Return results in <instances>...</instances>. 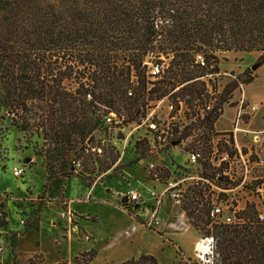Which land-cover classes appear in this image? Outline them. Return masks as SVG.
<instances>
[{
	"label": "trees",
	"instance_id": "trees-1",
	"mask_svg": "<svg viewBox=\"0 0 264 264\" xmlns=\"http://www.w3.org/2000/svg\"><path fill=\"white\" fill-rule=\"evenodd\" d=\"M229 52H259L256 65L264 63V0H0V111L16 129L45 140L49 170V158L67 155L75 135L85 141L100 106L129 103L131 72L145 81V56L168 59L148 92L163 97L200 69L217 72ZM197 55L204 57L203 67L195 63ZM254 78L248 72L241 82ZM70 80L74 89L66 86ZM190 89L192 84L180 94ZM221 104L211 110L213 121L223 114ZM5 217L2 212L0 227ZM210 221L200 228L190 223L199 232ZM205 235L214 239L219 264H264V222L251 205L230 224L213 222ZM94 255L93 249L81 252L71 262L88 264ZM121 264L157 259L142 254Z\"/></svg>",
	"mask_w": 264,
	"mask_h": 264
},
{
	"label": "rangeland",
	"instance_id": "rangeland-1",
	"mask_svg": "<svg viewBox=\"0 0 264 264\" xmlns=\"http://www.w3.org/2000/svg\"><path fill=\"white\" fill-rule=\"evenodd\" d=\"M258 56L259 52L222 54L217 72H211L209 69L198 71L197 77L192 80L193 90L190 89L186 104L198 97L196 92L205 91L204 101L212 108L219 102L222 103L223 114L217 121L216 129H229L234 113V102L238 95L234 78L241 81L250 72L255 78L251 83L243 84V93L251 103L259 107L256 114L247 122L245 129H264V63L257 67ZM153 60H164L165 64L168 62L163 55L158 58L155 55H148L144 58V64ZM142 71L146 76L149 72V65H145ZM66 86L68 89H74L76 84L74 80H70L66 82ZM165 88L169 90L172 87L169 85ZM169 92L163 97L169 95ZM147 97L144 91L143 94H137L135 99L129 100V103L117 101L114 109L108 110L109 108L100 106L92 116L96 118L95 125L85 141L82 142L80 136L75 135L67 155L56 154L49 158V170L46 168L47 143L45 140L36 134L32 135L16 129L5 111H0V215L5 212L7 221L6 225L0 227V264H12L13 260H16L14 264H57L61 262L72 264V258L66 260V250L58 249L54 244L58 230L67 225L62 209L63 201L67 198L69 190L72 194L82 193L86 189L89 195L92 191L95 194L100 192V194H112L113 196L127 194L131 191L138 194L144 192L145 188L140 183L150 180L145 166L152 158L146 157V153L137 144L134 136L128 144H125L122 134L115 138L112 133L104 131L100 124L99 114L102 111L119 112L127 118H132L134 103ZM153 101V99L148 100L147 104ZM189 111L188 108L186 112ZM240 136L241 134L238 133L242 155L251 162L247 169V180L240 187L227 182L219 183L218 186L227 188L228 191H213V194L209 195L212 199L218 197L219 202L236 211H241L246 205H251L257 213L264 214V201L256 190L260 184H264V166L252 163L259 156H263L264 145H246L249 139L241 140ZM87 145L99 147L102 153L98 154L91 149H85L80 153L81 149ZM161 157L171 176L176 175L173 165H183L186 158L185 154L177 149L163 152ZM77 161L80 165L73 167V162ZM171 161L172 166L169 165ZM13 168H22L23 175L14 177ZM206 171L209 175L213 170L207 169ZM199 194L204 198L207 196L203 193ZM197 197L200 196L197 195ZM118 203H120L119 199ZM188 205H190L188 202L184 204L183 209L192 218L189 221L199 225L200 228L202 223L209 219L203 212V205L197 206L202 211V215L200 213L202 220L196 222L193 216L197 213L191 209L196 205ZM176 212H180L177 207L174 208V216ZM213 222L216 220H211L208 226L199 231L201 237L206 236L205 230L210 228ZM29 260H32V263H29ZM212 261L214 264H219L216 255ZM188 263L197 264L195 258Z\"/></svg>",
	"mask_w": 264,
	"mask_h": 264
},
{
	"label": "built area",
	"instance_id": "built-area-1",
	"mask_svg": "<svg viewBox=\"0 0 264 264\" xmlns=\"http://www.w3.org/2000/svg\"><path fill=\"white\" fill-rule=\"evenodd\" d=\"M195 63L199 67H203L205 65L204 57L197 55ZM147 64L149 65V72L145 76L146 80L144 82H139L134 71L131 72V87L127 91V96L129 99H135L137 94H143L146 91L148 97L137 100L134 103L132 118H127L119 112H100L99 119L103 130L112 133L115 138L122 134L125 138V144L132 140V136L135 137V141L144 150L146 157L152 158L145 166L148 178L166 186L164 193L167 194L173 205L180 210L179 215L182 219L185 218L186 221L192 220L185 213V209H183L184 204L186 205L188 202L190 203L188 206L196 205L193 208L191 207L197 213L193 218L197 217V215L200 216L202 211L197 206L203 205V212L210 220H216V222L224 224L234 222L238 211L234 210V208H228L224 203L219 202L218 197L212 199L210 195L213 194V191H228L227 188L218 186L219 183L227 182L240 187L247 180V169L251 162L246 156L242 155L236 134H241V140L249 139L246 145H264V129H245L247 122L256 114L258 106L245 97L242 88L243 83L234 78L236 83L235 90H238V95L234 102V113L230 120V127L226 130H217L215 124L219 118L213 121L212 107L204 101L205 91L189 104H186L187 99H189V93L185 90L183 91L185 95H180L182 88L191 84L192 80L175 86L166 97H158L153 95L154 93L152 95L149 94L148 92L161 79V75L167 65L159 60H153ZM87 97L89 98V96ZM184 97L187 98L184 99ZM152 99L154 101L149 106L147 101ZM188 108L190 111L186 112ZM85 149H91V151H96L98 154L102 153L99 147L87 145ZM171 149H177L185 154L186 158L183 165L189 168L190 172L183 179H179L177 173L174 176L169 175L167 166L162 160V153ZM252 163L264 166V154ZM79 165L78 161L73 162V167ZM169 165L172 166V161ZM173 168L177 169L178 164L173 165ZM207 169L213 171L207 175ZM12 175L21 177L23 169L13 168ZM185 182H188L193 188L198 187L201 182L208 184L210 195L204 198L199 193L189 192L188 187L183 186ZM256 190L261 194L264 201V184H260ZM197 195L200 197L198 198ZM124 196L126 197V202L122 203V205L126 204L132 214L136 213L137 215L135 216H139V205L145 203L141 195L131 191L121 195L119 198L120 202ZM156 201L159 204L160 201L157 199ZM65 214L63 213V216L67 218V222L73 224L72 214L69 212H65ZM155 217L156 210L151 209V220L145 222L148 227L152 226ZM257 218L259 221L264 222L263 213H257ZM209 237L211 236L200 237L195 243L194 257L197 264H205V261L208 260L211 261V264H214L212 261V258L215 257L214 247L211 253L204 254V260L200 259L201 249L209 243L207 241Z\"/></svg>",
	"mask_w": 264,
	"mask_h": 264
},
{
	"label": "crops",
	"instance_id": "crops-1",
	"mask_svg": "<svg viewBox=\"0 0 264 264\" xmlns=\"http://www.w3.org/2000/svg\"><path fill=\"white\" fill-rule=\"evenodd\" d=\"M188 169L178 164L175 173L179 179H183L189 174ZM140 185L145 188L144 192H140L145 204L139 205L138 217L148 222L151 220V209L156 210L151 228L138 222L137 214L129 213L121 202L118 203L116 195L95 194L92 191L89 195L86 189L82 193L72 194L69 190L62 210L64 214H72L73 224L65 218L67 225L60 228L54 238L55 246L66 250V260L91 249L95 255L88 264H121L142 254L154 256L157 264H183L187 259L192 261L195 258V243L201 236L189 221L182 219L179 212L174 216L176 206L164 193L166 186L155 180H147ZM183 186L188 187L189 192L210 194V187L204 182L196 188L188 182ZM156 199L160 201L159 204Z\"/></svg>",
	"mask_w": 264,
	"mask_h": 264
},
{
	"label": "clouds",
	"instance_id": "clouds-1",
	"mask_svg": "<svg viewBox=\"0 0 264 264\" xmlns=\"http://www.w3.org/2000/svg\"><path fill=\"white\" fill-rule=\"evenodd\" d=\"M207 241L209 243L201 249V255H200L201 260H204V254L211 253L212 248L214 247L213 239L211 237L207 238ZM205 264H211V261L210 260L205 261Z\"/></svg>",
	"mask_w": 264,
	"mask_h": 264
},
{
	"label": "water",
	"instance_id": "water-1",
	"mask_svg": "<svg viewBox=\"0 0 264 264\" xmlns=\"http://www.w3.org/2000/svg\"><path fill=\"white\" fill-rule=\"evenodd\" d=\"M28 160H26V162H27ZM118 198H120L121 197V195L120 194H117L116 195ZM126 202V197L124 196V197H122L121 198V203H125Z\"/></svg>",
	"mask_w": 264,
	"mask_h": 264
},
{
	"label": "bare ground",
	"instance_id": "bare-ground-1",
	"mask_svg": "<svg viewBox=\"0 0 264 264\" xmlns=\"http://www.w3.org/2000/svg\"><path fill=\"white\" fill-rule=\"evenodd\" d=\"M258 106V105H257ZM259 107V106H258ZM236 139L238 140L239 138H238V134H236ZM239 145V144H238Z\"/></svg>",
	"mask_w": 264,
	"mask_h": 264
}]
</instances>
